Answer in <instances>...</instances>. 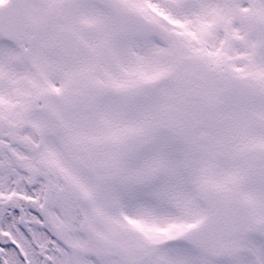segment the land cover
Returning <instances> with one entry per match:
<instances>
[{
  "label": "snow or ice",
  "instance_id": "obj_1",
  "mask_svg": "<svg viewBox=\"0 0 264 264\" xmlns=\"http://www.w3.org/2000/svg\"><path fill=\"white\" fill-rule=\"evenodd\" d=\"M0 264H264V0H0Z\"/></svg>",
  "mask_w": 264,
  "mask_h": 264
}]
</instances>
